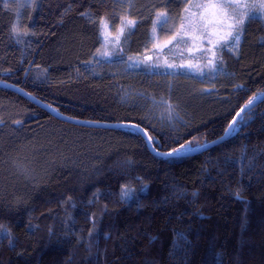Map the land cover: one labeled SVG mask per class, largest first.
Here are the masks:
<instances>
[{
    "label": "trees",
    "instance_id": "1",
    "mask_svg": "<svg viewBox=\"0 0 264 264\" xmlns=\"http://www.w3.org/2000/svg\"><path fill=\"white\" fill-rule=\"evenodd\" d=\"M185 3L0 0V82L69 118L139 126L160 153L198 148L264 91V14L248 9L215 70H163L155 16ZM101 20L124 26L103 58ZM0 264H264V99L222 142L164 158L132 129L64 122L0 86Z\"/></svg>",
    "mask_w": 264,
    "mask_h": 264
},
{
    "label": "snow or ice",
    "instance_id": "2",
    "mask_svg": "<svg viewBox=\"0 0 264 264\" xmlns=\"http://www.w3.org/2000/svg\"><path fill=\"white\" fill-rule=\"evenodd\" d=\"M7 7V4L5 5ZM197 8L201 11L195 12L191 11V8ZM250 7L248 5L242 4L239 0H208V2L203 4L189 5L185 11L190 12L189 16L182 17V23L180 25L181 30L185 31V34H194L199 33V36H193L194 39H200L201 41L207 40V43L211 45L210 48L206 49L207 51L212 53V59L208 60V65L211 69H216V50L222 48H229L236 46L239 42L240 35L238 34V30H242L245 19L248 13H241L240 17L230 14L235 12L238 8ZM264 8V4L261 5ZM198 17V18H197ZM231 21V22H229ZM167 22V18L165 13H158L157 20L154 22L153 30L157 26L163 27V25ZM128 26H133L135 21L127 20ZM124 21L122 20V25ZM101 25L107 28V22L101 20ZM190 29L189 33L187 30ZM15 26L13 27V31H15ZM123 32V27H121V33ZM179 33L173 35L167 43H172V41L177 39ZM105 56H108L109 53L105 52ZM169 67H173V65H168ZM191 67V65H189ZM255 99V95L250 98L247 103L240 109L239 112L236 113V116L233 118L232 122L228 125V128L225 129V133L235 130V126L237 122L240 120L241 114L248 109ZM132 127H136L132 125ZM150 146L155 144L156 142L152 140L151 137L148 138ZM202 147V146H201ZM155 151V149H153ZM196 148L193 147L192 142H188L186 144H181L178 148L172 149L171 152L168 153H159L157 155H167V156H176L183 155L187 152L195 151ZM132 192L130 189L126 187L122 189V196L126 199L131 198Z\"/></svg>",
    "mask_w": 264,
    "mask_h": 264
},
{
    "label": "rangeland",
    "instance_id": "3",
    "mask_svg": "<svg viewBox=\"0 0 264 264\" xmlns=\"http://www.w3.org/2000/svg\"><path fill=\"white\" fill-rule=\"evenodd\" d=\"M185 1V6L183 8H179L177 13H170L167 17V22L163 25V28L160 31H157V26L154 31V52L153 59L155 65H158L163 70H177L179 68L194 72L198 74H203L208 72L209 70H213L208 65V60L212 59V53L207 51L206 49L210 48L211 45L207 43V40L201 41L200 39H194L193 36H199V33L194 34H185V31L181 30L180 25L183 22V16H189L190 12L185 11L189 5L203 4L208 2V0H180ZM240 3L248 5L250 7L238 8L230 14L240 17L241 13H246L248 9L251 7L256 8L257 15L264 14V8L261 7L264 4V0H239ZM175 7V4L169 5V10L172 11ZM191 11L199 12L200 9L195 7L191 8ZM198 18V17H197ZM245 19V17H244ZM157 20V14L155 16L154 22ZM105 21V20H104ZM231 22V21H229ZM128 27V25H125ZM124 28V26H122ZM130 27V26H129ZM108 29V30H107ZM189 33L190 29L187 30ZM121 32V27L114 30V33L110 32V26L102 30V46L100 52V58L107 57L104 55L105 52L111 54L115 52L118 47H115L116 39L118 38V34ZM179 33L177 39L172 41V43H167V41L175 34ZM121 50V48H120ZM220 49L216 50V58L215 63L217 64V59L219 58ZM150 57H146L145 59H134L133 63L141 64L144 61L149 60ZM168 65H173V67H169ZM191 65V67L189 66Z\"/></svg>",
    "mask_w": 264,
    "mask_h": 264
},
{
    "label": "water",
    "instance_id": "4",
    "mask_svg": "<svg viewBox=\"0 0 264 264\" xmlns=\"http://www.w3.org/2000/svg\"><path fill=\"white\" fill-rule=\"evenodd\" d=\"M0 86L12 90L13 92L17 93L21 97L25 98L26 100H28L31 103H33L34 105H36L37 107L45 110L46 112H48L54 118H56L58 120H61V121H64V122H68V123H71V124H74V125H78V126H83V127L100 128V129H116V128L132 129V130L136 131L141 136V138L145 141V143H146L149 151H151L153 154H155L158 157H164V158H180V157H183V156L192 155V154H195V153H198V152L207 150L210 147H212V146H214V145L222 142L231 133V132H229L228 134H226L224 132V134L220 138H218V139H216V140H214L212 142H208V143L202 145V147L200 146V147L196 148L197 150L191 151V152H187L186 154H183V155H176V156L157 155V152L158 151L157 150H155V151L153 150L154 149L153 148V145L150 146L149 139H148L149 138L148 134L142 128H140L139 126H136L135 125L136 127H132V125H134V124H130V123H98V122L83 121V120H77V119L69 118V117H67L65 115H62L57 110H55L54 108L48 106L47 104H44L43 102L37 100L36 98H34L33 96H31L30 94H28L27 92L23 91L22 89H20V88H18L16 86L10 85V84L5 83V82H0ZM263 99H264V91L258 97H256L254 99L253 104L248 109H246L245 112H243L241 114V116L244 113H246L247 111H249L250 109H252L253 107H255ZM240 109L237 112H239ZM236 113H235L234 117L236 116ZM232 120H231V122H232Z\"/></svg>",
    "mask_w": 264,
    "mask_h": 264
}]
</instances>
